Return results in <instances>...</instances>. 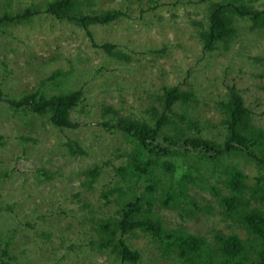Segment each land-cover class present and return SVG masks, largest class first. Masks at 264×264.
I'll use <instances>...</instances> for the list:
<instances>
[{
    "label": "rangeland",
    "instance_id": "rangeland-1",
    "mask_svg": "<svg viewBox=\"0 0 264 264\" xmlns=\"http://www.w3.org/2000/svg\"><path fill=\"white\" fill-rule=\"evenodd\" d=\"M47 1L52 0H0V11L18 12ZM251 1L254 7L264 8V0ZM92 2L90 9L120 8L127 16L110 25L91 27V39L78 25L46 14L0 28V234L12 241L18 264H133L88 245L92 236L96 238L90 217L95 214L98 219V213L113 212L105 206L103 193L115 185L114 167L126 159L117 158L118 153L131 149L122 133L100 124L113 117L108 108L119 115L149 118L146 110L155 105L156 96L165 87L179 86L195 98L186 106H177L176 112L186 114L191 122L198 120L204 137L222 140L219 102L227 98L229 86H235L254 110L255 126L264 128V64L253 59L264 58V28L252 30L249 22H241L229 49L219 45L206 52L200 23L207 22V2ZM105 43L115 44V51L125 53L129 60L108 56L100 48ZM56 71L67 73L65 85L70 90L83 91L82 102L71 115L79 124L77 129L61 130L46 116L8 104V100L41 89L49 94L59 92V82L44 83ZM181 126L189 133L197 131L186 122ZM69 142L86 153L70 151ZM175 161L179 165L175 174L182 178L187 175L183 166L195 164L191 159ZM223 162L235 164L253 184L264 177V170L242 156L223 158ZM95 165L100 174L91 182L85 172ZM197 167L201 173L210 171L203 163ZM44 171L48 175H42ZM219 176L216 171L213 179L208 178L214 182ZM192 182L188 185L191 198L202 206L210 202L213 212L182 219L155 204L165 227L209 238L214 229L228 234V222L219 214L213 196L199 188L196 179ZM236 232L245 237L242 228ZM128 243L142 254L138 264H182L162 254L159 243L144 232L129 236Z\"/></svg>",
    "mask_w": 264,
    "mask_h": 264
},
{
    "label": "trees",
    "instance_id": "trees-1",
    "mask_svg": "<svg viewBox=\"0 0 264 264\" xmlns=\"http://www.w3.org/2000/svg\"><path fill=\"white\" fill-rule=\"evenodd\" d=\"M201 1L209 3L207 22L200 23L206 52L214 51L219 45L229 49L239 35L241 22H249L252 30L264 28V8L254 7L251 0ZM92 3V0H52L44 4L33 3L18 12L0 11V28L46 14L78 25L91 39V27L110 25L127 16L120 8H88ZM100 48L114 59L129 60L125 53L115 51V44L105 43ZM253 59L264 64V58ZM66 77L67 73L56 71L45 78V84L60 83L57 87L61 90L57 93L49 94L41 89L8 100V104L16 110L46 116L61 130L77 129L79 124L71 115L82 102L83 91L70 90L65 85ZM228 89L227 98L219 102L223 116L220 124L224 129L222 140L204 137L198 120L191 122L186 114L176 112L177 106H186L195 98L193 92L179 86L165 87L163 93L156 96L155 105L146 110L149 118L119 115L113 108H108L113 117L100 124L107 130L122 133L131 149L118 153L117 158L126 156L125 163L114 167L117 182L103 193L105 206L113 212L98 213V219L95 214L90 217L93 221L90 230L96 233V238L92 236L88 244L91 250L109 252L122 263L138 264L142 254L131 247L128 237L141 231L159 243L162 254L174 256L182 264H264V177L257 178L253 184L235 164L223 162V158L242 156L264 170V128L255 126V112L245 104L241 90L235 86ZM183 122L188 128L197 129L196 133L183 128ZM68 147L70 151L86 153L72 142ZM174 158L195 160V164L183 166L187 170L184 178L176 176L179 165ZM197 163H203L210 171L201 173ZM160 171L163 176L159 175ZM216 171L220 176L211 182L208 177L213 179ZM99 174L96 165L85 172L91 182ZM42 175L48 174L44 171ZM195 179L199 188L208 191L217 202L221 209L219 214L228 222V234L214 229L209 238L189 234L184 229L165 227L155 204L173 210L182 219L202 211L213 212L210 202L202 206L191 198L188 185ZM83 184L91 187L89 183ZM116 193V197H108ZM2 212L0 193V214ZM236 228H242L245 237L242 238ZM3 237L0 234V264H18V256L12 252V241Z\"/></svg>",
    "mask_w": 264,
    "mask_h": 264
}]
</instances>
